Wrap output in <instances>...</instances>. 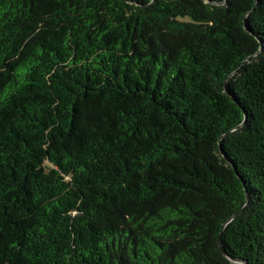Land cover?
I'll list each match as a JSON object with an SVG mask.
<instances>
[{
	"label": "trees",
	"instance_id": "1",
	"mask_svg": "<svg viewBox=\"0 0 264 264\" xmlns=\"http://www.w3.org/2000/svg\"><path fill=\"white\" fill-rule=\"evenodd\" d=\"M0 264H264V0H0Z\"/></svg>",
	"mask_w": 264,
	"mask_h": 264
}]
</instances>
